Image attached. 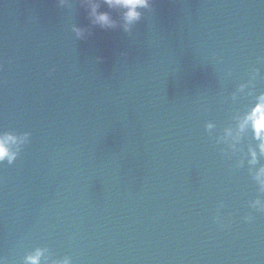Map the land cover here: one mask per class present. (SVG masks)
Returning <instances> with one entry per match:
<instances>
[{"label": "water", "instance_id": "1", "mask_svg": "<svg viewBox=\"0 0 264 264\" xmlns=\"http://www.w3.org/2000/svg\"><path fill=\"white\" fill-rule=\"evenodd\" d=\"M96 2L116 28L82 0H0V129L31 133L0 166V257L264 264L257 186L215 141L251 103L230 99L250 69L264 91V0H153L130 32Z\"/></svg>", "mask_w": 264, "mask_h": 264}, {"label": "clouds", "instance_id": "2", "mask_svg": "<svg viewBox=\"0 0 264 264\" xmlns=\"http://www.w3.org/2000/svg\"><path fill=\"white\" fill-rule=\"evenodd\" d=\"M67 2L68 0H58L60 6H64ZM102 2L110 9L123 10L122 27L125 32H130L142 19L143 13L140 10L150 9L153 0H102ZM82 4L88 7L89 17L94 26L102 29L117 27L116 21L108 12L99 11V3L96 0H82ZM73 31L77 39H84V29L77 27ZM227 75H232L230 70ZM259 79H261L259 70L250 69L247 80L240 83L230 94L233 103L245 98L250 99L251 103L242 112L233 116L232 123L215 136V141L218 145L225 146L221 151L226 157L240 154L235 168L241 169L246 166L249 176L258 189V196L250 201L249 207L257 213H264V198H261L264 197V164L261 163L264 160V91L257 92L256 84ZM216 127V124L209 122L205 126V131L212 136ZM30 141V132L17 133L0 129V166L13 165ZM245 141H248L246 150L243 147ZM224 207V204L220 203L214 217V223L221 229L229 226L225 224V218L220 211ZM244 221L251 224L254 217L246 216ZM0 264H8V262L0 257ZM21 264H73V258L69 255L58 258L48 247H35L23 256Z\"/></svg>", "mask_w": 264, "mask_h": 264}]
</instances>
